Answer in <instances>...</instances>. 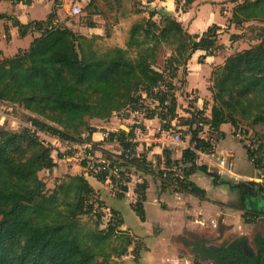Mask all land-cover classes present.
I'll list each match as a JSON object with an SVG mask.
<instances>
[{"label": "trees", "instance_id": "obj_1", "mask_svg": "<svg viewBox=\"0 0 264 264\" xmlns=\"http://www.w3.org/2000/svg\"><path fill=\"white\" fill-rule=\"evenodd\" d=\"M197 1L175 0L177 9L183 12ZM240 1L232 10L230 26L242 29L252 22L264 23V0ZM31 3L28 0L27 5ZM87 11L89 17L97 14L93 0ZM149 14V19L131 26L125 48L111 47L106 51L97 47L101 38L88 39L58 23L55 6L45 21L14 23L21 37L28 33L40 36L29 49L0 61V103L18 106L45 121L30 117L31 128L0 131V264H114L135 245V238L121 229L124 222L116 213L101 229L104 215L98 212L101 206H96V192L84 175L68 176L53 190L48 187L40 173L53 171L57 164L51 156L52 147L46 146L38 133L64 143L82 144L85 135L96 131L91 120H110L137 103L140 92L158 103L157 111L148 112L146 119L158 118L161 126L172 128V122L179 119L174 81L180 70L186 76L187 64L195 52L213 56L223 48L219 44L221 28L214 25L202 35H191L173 17L162 16L157 22L156 13ZM4 18L0 15V21ZM88 26L94 24L89 22ZM167 51L170 56L161 68L160 54L166 55ZM210 81L211 117L207 118L203 111L190 112V119L184 123L189 127L190 147L183 151L180 161L172 160V153L165 150L166 169L176 171L159 172L163 184L174 192L200 200H206V191L189 179L197 173L210 177L214 186L244 189L243 185L223 181L208 166L197 165V153L210 154L213 147L212 140L200 137L205 127L222 135L221 126L229 124L237 135L240 122L264 126V36L258 44L214 68ZM185 83L184 80L182 86ZM161 85L166 86V91L154 95V89ZM132 138L131 129L110 132L107 140L117 142L123 153L135 154ZM244 148L254 169L262 172L264 145L256 152ZM104 156L113 157L107 152ZM130 163L145 174H152L146 154L134 156ZM147 186L145 182L139 186V199L133 205L142 222ZM249 186V198L264 194V186L256 191V184ZM122 190L126 192L127 188ZM262 213L257 208L247 210L245 223H255ZM84 217L93 223L83 224ZM243 245L241 240L225 242L219 248L186 244L198 257L197 264H202V260L213 264H226L228 260L235 261L233 264H256L255 259L246 262L247 257H242ZM231 255L241 257L240 261Z\"/></svg>", "mask_w": 264, "mask_h": 264}, {"label": "crops", "instance_id": "obj_2", "mask_svg": "<svg viewBox=\"0 0 264 264\" xmlns=\"http://www.w3.org/2000/svg\"><path fill=\"white\" fill-rule=\"evenodd\" d=\"M91 1L33 0L30 5L16 6L7 0H0V15L5 16L0 21V51L2 52L0 61L4 58L14 57L20 50L29 49L34 39L40 36L38 33H28L26 36L21 37L14 23L18 21L23 25H27L33 21H45L52 13L54 6L57 9L58 23L67 26L73 32L88 39L93 37L101 38L97 41V44L101 41H106L110 48H125L131 26L143 19H149L150 12L156 13L154 20L157 22H160L162 16L175 18L191 35H202L209 27L215 25L221 28L219 44L223 48L213 56H207L203 51L195 52L187 64L186 83L183 86L177 84L182 73L181 70L178 73V78L174 81L177 86L178 116L183 112L184 115H181V117H189L190 112L184 110L192 105L195 110L203 111L207 118L211 117L213 100L209 88L211 86L212 71L214 68L222 66L229 57L235 55L232 46L228 47L220 36L224 32L222 30L224 23L229 25L228 21L231 18V13H224L225 16H223L224 14L218 10L217 6L212 5L210 2L203 3L208 0L197 1L186 12L177 9L175 0H93L97 14L89 17L87 9ZM75 3L84 7V13L78 17H71L70 8ZM113 16H115V19L112 18ZM84 18H86L85 21ZM89 22L93 23L94 26H88ZM230 29L235 30L236 28L231 26ZM225 37L227 38L228 36ZM230 42L233 43L232 41ZM236 45L238 46V44ZM167 56H170L169 51H167ZM5 105L10 110H14L15 107L19 108L14 105ZM24 114L32 116L27 112H24ZM18 123L22 124V121L18 120ZM141 123L143 125V134L138 140L137 151L140 153L141 150L143 152L146 150L147 160L151 163L154 172L157 167H159V171H164L166 166L163 153L165 150L172 153V160L180 161L183 151L190 147L189 141L177 146L171 144L166 147L161 146L156 140L162 128L158 118H144L141 119ZM90 125L96 131L91 136L85 135L82 144L64 143L56 138L41 134V137L53 147L51 156L57 166L51 172L42 171L40 176L42 173H47L54 176L55 180H60L66 179L68 176L84 175L95 190L98 200L105 206L104 209L109 210L112 216L113 213H116L123 220L124 225L121 229L128 231L135 240L143 239L146 250L138 254V261H135L131 255L130 257L134 260L132 264H146L149 259L148 256L151 257L153 255L155 257L154 252L157 254V251L160 252V255H156V257L165 262L169 261L170 264H190V260L179 256L180 246L188 248L186 244L198 243L219 248L221 245L212 244L211 239L205 237V233L220 236L224 228H231L233 220L238 214L254 208L252 207L253 205L248 207L247 202L251 204L257 196L256 194L249 198L247 189L232 188L231 191L228 185L214 186L212 179L201 173L194 174L189 179L206 191V200L174 192L167 184H163L159 175L154 173L147 175L135 167L132 168L135 174H132L131 177L133 175H141L143 179L136 177L135 180V177H133V181L128 182L127 191L118 193L119 188L114 189L109 181L99 180L84 173L83 157L85 154H90L94 157H105L104 152H107L110 156L120 155L122 153L120 145L117 142H109L104 137V134L118 131L129 132L132 128V122L114 115L107 121L91 120ZM171 125L174 129L181 128L179 125H175L174 121ZM208 130V127L204 128L205 132ZM220 131L223 133L222 135L211 132L208 137L206 135L201 137L204 140H212L213 144H215V151L214 155L198 152L197 165H206L210 172L217 171L220 176H223L224 174L221 173L218 167V157L231 153L234 168V153L237 148L235 146L230 149L223 147L228 137H236L232 126L224 124L221 126ZM241 146L244 147L242 144ZM172 169L176 171V168ZM176 173L181 175L179 171ZM233 173L241 177H250L249 175L238 174L235 171ZM142 180H145L148 185L145 194L146 202L144 203V222L140 220L133 210V205L139 199L137 190L140 188ZM134 185L138 186V189L132 188ZM234 185L237 186V184ZM237 197L241 202L244 201L245 207H238V205L236 207L234 205L233 201ZM212 201H216V205ZM254 206L259 207V210L264 212L263 199L260 202L258 201L257 204L254 203ZM238 217L240 219V215ZM220 220H222L223 224L221 226ZM129 221L133 222V226L129 224ZM154 231L158 234H154ZM186 235L200 236V238L188 240ZM161 246L164 249L160 248ZM156 247L158 248L156 249ZM132 248L129 249L128 253L131 252ZM190 251L191 257L194 253L192 250ZM127 257L128 254L122 258V261L127 262L129 259Z\"/></svg>", "mask_w": 264, "mask_h": 264}, {"label": "rangeland", "instance_id": "obj_3", "mask_svg": "<svg viewBox=\"0 0 264 264\" xmlns=\"http://www.w3.org/2000/svg\"><path fill=\"white\" fill-rule=\"evenodd\" d=\"M7 1L10 2V0H7ZM211 1H214V2H211ZM208 2H210L214 6H217L218 10H220L222 14L231 13V15H232L233 8L235 7V5H237L241 1L240 0H208V1L203 2V3H208ZM223 16H225V14ZM112 18L115 19V16H113ZM85 19L86 18H84V21H85ZM223 26L224 27H222V30L224 32H222L220 35L221 40L225 41V43H226V45H228V47L232 46V49H233L235 54L239 53L241 51H244L245 49H249L250 47L258 44L259 40L264 36V23L252 22V23L246 24L242 29H235V30L230 29L231 26L228 25L227 23H224ZM225 36H228V37L226 38ZM233 37H235V38H233ZM233 39L234 40L236 39L235 42ZM230 41H232L233 43H231ZM236 44H238V46ZM97 47L101 51H106L110 48L106 41L99 42L97 44ZM167 57H168L167 54L166 55L160 54L158 64L161 67L164 65V62H165ZM185 79H186V76L182 72L180 74V78L178 79L177 84L182 85ZM185 100L187 101V99H185ZM181 102H182V100H181ZM190 108H191V110H190ZM184 111L196 112V110L194 109V106H192V105L188 106L187 109ZM24 112H26V111H24L20 107L19 108L15 107L14 110H10V108H8L7 105H5L4 103L3 104L0 103V131H22L23 128H26V127L31 128V123H30L29 119L32 116L45 121L41 117L36 116V115H32L30 113L29 114L32 116H27L24 114ZM181 115H184L183 112L179 114L180 117H181ZM180 117L178 120H176L174 122H175V125H179L181 128L180 129L175 128V129H173V132L177 135H180L182 143H187L188 141H190V135H189L190 133H189V127L185 126L184 123H186L185 121L187 119H190V116L189 117H181V118ZM18 120L22 121V124L18 123ZM208 131L205 132L203 130L200 137L205 136V135L208 137L211 133L210 131L209 132ZM239 132H241V134H242L241 139L236 138V137H228V139L224 143L223 147H225V148L228 147V149H230L233 146H235L237 148V151L234 153L233 171H235L238 174L249 175L250 177H248V178H250L251 181L250 180H247V181L238 180V179H235L234 177H232L231 175H227V174L220 176L217 173V171H214V172L217 173L223 181H229L233 185L234 184H237L238 186L243 185L244 190H246V189L251 190V187L249 186V184L254 183L257 185V186H253V189L256 191L257 188L259 189L260 186H264V170L262 172H258V171L254 172V167L252 166L251 162L248 159L247 151L243 146H241V144L244 145L245 147H248L251 151H254V152L258 151L260 145H264V126H261V125L260 126H251L249 123L240 122L239 130L237 133H239ZM38 135H39L40 139L43 142H45L46 146L52 147L48 143V141H46L44 138L41 137V134L38 133ZM215 142H217V141H215ZM173 147L177 148L176 146H173ZM140 153L145 154L146 150L144 152H143V150H141ZM140 153H138V154L136 153V156L139 155ZM209 155H211V154H209ZM132 168H133V165L130 162L127 163L123 167L124 175L128 179L127 181H129V182L133 181V177H135L134 178L135 180H136V177H139V179H143V176H141V175H135V176L133 175V177H131L132 174H135V172H134V170H132ZM151 170H152V173H154L155 175H159V172H161V171H159V167L156 168L155 172L153 171L152 167H151ZM84 173H85V170H84ZM40 177L45 182H47V185H48V187H50L51 190H53L54 187L60 181L66 180V179L55 180L56 178H53L54 176L47 174V173H42V175ZM143 182H145V180H142L140 185H143ZM138 186L136 187V185H134L132 188H135V190H136V189H138ZM230 190L232 191V188ZM120 192H123L121 187H119V190H118V193H120ZM233 192H235V191H233ZM253 193H255V192H253ZM95 199L98 201L99 204L101 203V205L98 204L96 206H101V208H99L98 212L103 213V215H104L103 224L101 225V229H105L107 227V225L109 223L108 221L111 219L112 215L109 212V210L104 209L105 206L102 205L103 203L98 200L97 196L95 197ZM262 199L264 201V196L262 194H259L255 197V199L253 200V202L251 204L249 202H247L248 203L247 206L251 207V205H253L252 206V207H254L253 209H255V208L259 209V207L254 206V203L257 204L258 201L260 202ZM249 201H251V200H249ZM212 202L215 205L217 203L216 201H212ZM233 203H234V205H236V207H237V205H238V207H245L244 201L241 202L238 197L234 199ZM246 212L247 211H243L240 214H238L235 217V219L233 220V225L231 226V228H226V229L224 228L223 232L220 236H216L214 234L212 235L211 233L206 232L205 237L211 239L210 241L212 244H214L216 246H220L223 243L231 242L232 240L243 239L244 237L249 238V237H251V235H253L257 231H264V214L262 213L261 216L259 217V220L256 221L255 223L246 224L245 218H244V214ZM239 215H240V219L238 217ZM119 218H117V219H119ZM82 221H83V224H92L93 223L92 220H89L86 217L82 218ZM220 221H221V224H220V226H221L223 224H222V220H220ZM129 222H130L129 224L133 226V222L132 221H129ZM220 226H219V228H220ZM217 231H218V228H217ZM154 234H158V233H156L154 231ZM186 237L188 240H192V239L195 240V239L200 238V236L193 237V236H189V235H186ZM157 248L158 247H156V249ZM160 248L164 249V247H162V246ZM145 250H146V245L143 242V239L135 240L134 247L130 250L131 252L128 253V257L130 260L128 259L127 262H124V261H122V258L121 259H115L113 261V263L114 264H124V263L132 264V262L134 260L130 256L132 255L134 257L135 261H138L139 260L138 254H140V252H143ZM190 250L191 249H188L184 246L183 247L180 246L178 254L181 258H187L188 260H190V264H197L196 262L198 260V257L194 254H192L190 257V253H189V252H191ZM154 255H155V257L153 255L151 257L148 256L149 259L146 262V264H170L169 261L165 262L162 259H158L156 257V255H158V256L160 255L159 251H157V254L154 252ZM202 264H213V263L210 261H207V260H202Z\"/></svg>", "mask_w": 264, "mask_h": 264}, {"label": "built area", "instance_id": "obj_4", "mask_svg": "<svg viewBox=\"0 0 264 264\" xmlns=\"http://www.w3.org/2000/svg\"><path fill=\"white\" fill-rule=\"evenodd\" d=\"M33 1V0H32ZM10 3L16 6L19 5H27L28 0H10ZM84 7L81 4L75 3L70 8V16L78 17L83 15ZM159 91H166V86L161 85L160 87L154 89V95H156ZM139 98V101L135 104L127 106L125 109L119 111L115 115L123 120H129L132 122V130L134 133V138H132V143L136 145L135 154L133 151H128L126 153H122L120 155L113 156L112 158L107 157H94L90 154H85L83 157V165L85 169V174L87 176H91L97 179H104L109 181L114 189H118L119 187H127L128 179L124 175L123 167L130 162L131 159L136 156L137 151V143L139 138L143 134V125L141 123V119L146 118V114L148 112L157 111L158 103L153 99H148L143 92H140L136 95ZM149 103H148V102ZM174 128H165L162 126L158 133L157 141L161 144V146L166 147L168 144L171 145H182V140L180 135H177L173 132ZM104 137L108 138V133L104 134ZM237 138L241 139V132L237 133ZM212 150L210 154L214 155L215 144L212 145ZM124 154V155H123ZM231 153H227L218 157V167L222 174L231 175L235 179L238 180H250V178L241 177L233 173V161H232ZM164 166V163H163ZM164 171L170 172L173 170L164 169ZM264 196V194H263ZM260 217V216H259ZM256 219V221L259 220ZM247 219H251V217H247Z\"/></svg>", "mask_w": 264, "mask_h": 264}, {"label": "flooded vegetation", "instance_id": "obj_5", "mask_svg": "<svg viewBox=\"0 0 264 264\" xmlns=\"http://www.w3.org/2000/svg\"><path fill=\"white\" fill-rule=\"evenodd\" d=\"M238 240H241L244 242L242 257L244 256L247 257L246 262L249 261V259L250 260L255 259L256 264H264V231H257L253 235H251V237L249 238L244 237L243 239H238ZM237 246H238V249L240 250V246L239 245ZM231 256L236 257V255H231ZM237 258L240 259L241 257H236V261H237Z\"/></svg>", "mask_w": 264, "mask_h": 264}, {"label": "water", "instance_id": "obj_6", "mask_svg": "<svg viewBox=\"0 0 264 264\" xmlns=\"http://www.w3.org/2000/svg\"><path fill=\"white\" fill-rule=\"evenodd\" d=\"M239 260H240V259L237 258V261H239ZM232 263H234V261L229 260L226 264H232Z\"/></svg>", "mask_w": 264, "mask_h": 264}]
</instances>
